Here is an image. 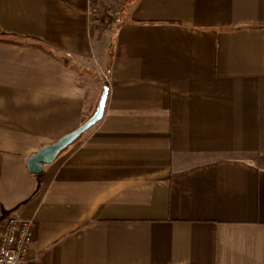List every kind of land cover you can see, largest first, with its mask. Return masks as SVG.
Listing matches in <instances>:
<instances>
[{"label":"crops","instance_id":"crops-1","mask_svg":"<svg viewBox=\"0 0 264 264\" xmlns=\"http://www.w3.org/2000/svg\"><path fill=\"white\" fill-rule=\"evenodd\" d=\"M8 215L19 264H264V0H0Z\"/></svg>","mask_w":264,"mask_h":264},{"label":"water","instance_id":"water-1","mask_svg":"<svg viewBox=\"0 0 264 264\" xmlns=\"http://www.w3.org/2000/svg\"><path fill=\"white\" fill-rule=\"evenodd\" d=\"M107 91L108 87L103 85L94 111L80 125L63 134L51 143L43 145L27 157L26 168L28 172L33 174L40 173L43 165L52 162L61 150L71 144L84 131L101 119L105 107Z\"/></svg>","mask_w":264,"mask_h":264},{"label":"built area","instance_id":"built-area-1","mask_svg":"<svg viewBox=\"0 0 264 264\" xmlns=\"http://www.w3.org/2000/svg\"><path fill=\"white\" fill-rule=\"evenodd\" d=\"M31 220L8 215L0 222V264H19L32 239Z\"/></svg>","mask_w":264,"mask_h":264},{"label":"rangeland","instance_id":"rangeland-1","mask_svg":"<svg viewBox=\"0 0 264 264\" xmlns=\"http://www.w3.org/2000/svg\"><path fill=\"white\" fill-rule=\"evenodd\" d=\"M102 12L104 14V17H103V20H100V22H99L100 26L109 28L111 25L110 23L112 22V20L114 19V16H115V9L112 6V4L110 3V5L108 4L102 8Z\"/></svg>","mask_w":264,"mask_h":264}]
</instances>
